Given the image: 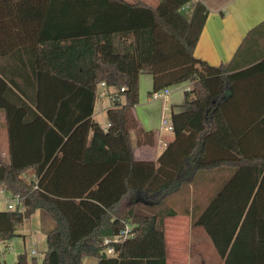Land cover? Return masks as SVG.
<instances>
[{
	"label": "trees",
	"instance_id": "16d2710c",
	"mask_svg": "<svg viewBox=\"0 0 264 264\" xmlns=\"http://www.w3.org/2000/svg\"><path fill=\"white\" fill-rule=\"evenodd\" d=\"M194 1L57 0L71 14L70 31L57 35L70 42L52 46L58 61L36 64L34 76L23 79L24 93L18 81L0 78L10 150L0 159V192L20 195L26 206L24 213L0 212V243L20 236L19 227L39 211L53 224L41 264H82L88 256L99 264H167L163 221L176 214L166 211L167 199L198 173L230 168L195 226L224 264H264V155L248 156L241 141L251 131L235 132L225 111L224 88L233 90L242 72L225 75L223 66L195 58L209 10L196 2L187 18L182 8ZM90 19L91 27L82 24ZM141 74L154 79L152 92L194 83L184 111L172 113L174 140L153 163L134 160L132 133L138 145L154 141L133 113ZM102 81L119 93L125 87L124 103L107 111V131L93 119ZM32 170L36 180L27 183L22 175ZM126 196L135 203L118 215ZM125 220L135 237L108 258L103 239L119 235ZM15 264L38 260L24 253Z\"/></svg>",
	"mask_w": 264,
	"mask_h": 264
},
{
	"label": "crops",
	"instance_id": "0c3cea01",
	"mask_svg": "<svg viewBox=\"0 0 264 264\" xmlns=\"http://www.w3.org/2000/svg\"><path fill=\"white\" fill-rule=\"evenodd\" d=\"M126 1L129 3L141 1L146 5L156 6L162 0ZM199 1L209 10V15L194 56L209 66H223L225 75L242 72L241 75L235 77L236 83L233 90L229 85L224 88V93L229 99L225 111L229 126L235 132L237 130L251 131L241 141L242 146L248 151V156L264 155V64L260 65L264 62V0H195L186 6L185 11H190L189 17L194 4ZM92 22L90 19L86 22L83 21L82 24L91 27ZM262 25L259 32L251 35V32ZM61 29L70 31L71 14L70 8L67 6L66 9L65 5L60 6L57 0H0V78L6 83L18 81L21 83L23 91L21 92L24 93L23 79L34 76L36 64L48 62L50 58H54L55 62L58 61L57 52L53 51L52 46H65L70 42L66 37L57 38V35L61 34L58 33L61 32ZM53 68L57 71L58 63H55ZM139 80L140 101L135 106L133 113L144 130L154 131V141L152 145H138L137 143L136 149L134 148V160L153 163L157 162L167 148L164 144L168 145L174 140V132L173 137L169 139L162 135V132H165L162 129V118L168 110L172 113L184 111L185 92L191 91L194 83L186 81L171 86L166 89L168 98L153 101L151 94L154 79L151 75L141 74ZM112 107V104L109 107H101L97 114L94 109L93 119L102 128L108 123L107 111ZM155 109L159 110L161 120L152 125L150 123ZM144 110L149 114L144 113ZM99 117H105L106 122L100 124ZM133 134L136 132L132 133V136ZM9 151L7 117L0 109V159L8 160ZM31 172L34 174L32 181H35V171ZM232 173L233 170L230 168L198 173L192 184L175 193L180 194L184 189L187 191L189 222L204 232L205 243L210 246L209 251L203 252L202 242L190 236V244L194 241V246L198 251L192 260L194 264H214L210 262L211 260H214L216 264H224L222 260L218 262L216 258L214 259L211 239L204 229L195 226V221L204 213L205 208ZM206 175H215L219 181L217 183L210 182V184L205 179ZM168 199L166 201L167 212L176 213L171 206L172 203H167ZM35 215L37 218L41 216L40 212ZM176 216H178L177 213L171 217ZM171 217H167V219ZM52 225H50V229ZM47 232H45L46 235ZM165 234L167 264L171 262L170 246L172 245L175 247L172 261L174 257V262L176 261L177 264H189L186 256H183L180 249L176 247L181 246L182 241L178 239L177 242L170 245L167 233ZM107 257L116 258L117 256L108 255ZM41 261L42 259L38 260V264H41ZM82 264H99V259L88 256Z\"/></svg>",
	"mask_w": 264,
	"mask_h": 264
},
{
	"label": "rangeland",
	"instance_id": "374dc122",
	"mask_svg": "<svg viewBox=\"0 0 264 264\" xmlns=\"http://www.w3.org/2000/svg\"><path fill=\"white\" fill-rule=\"evenodd\" d=\"M189 15H190V11L189 10L185 11V16L187 18L189 17ZM110 105L111 103L108 99L99 100L96 103L95 113L97 114L99 110L101 109V107H109ZM169 108H171V106H169ZM144 113L149 114L145 110H144ZM171 113L172 112L168 110V112L165 114V117L168 121L171 120ZM152 115L153 116H152L150 124L154 125L156 124V122H159L161 120V114L159 113L158 109L157 110L155 109ZM98 121L100 124H102L106 122V118L99 117ZM162 135H164L165 137L169 139L173 137V132H169V133L162 132ZM132 145L136 149V146H137L136 134H133L132 136ZM33 175H34L33 172L28 171L24 175H22V178L27 183H30L34 179ZM199 175L202 176L201 174ZM206 176L207 177H205V179H207L208 183L210 182L217 183L219 181V178L215 175H206ZM9 198H10L9 192H3V194H0V200H3V199L8 200ZM134 199L135 198H132V196H126L123 202L121 203V206L117 209L116 213L118 215H121L124 212L128 211L130 207L133 205V203H135L136 199L135 200ZM187 199H188L187 191H185V189L180 194L171 195L167 203L168 204L172 203L171 206L175 209L178 216L171 217L168 219L166 217L165 218L166 220L164 219L165 222L163 221V227L166 228V229L164 228V230H166L165 233H167L169 244L171 245L172 243H175V241L178 239L181 240L182 245L176 246L177 249H180L183 256L184 255L186 256L187 262L189 264H194L192 260L195 258L194 255H196L198 251L196 250V246H194L195 244L194 241L192 244H190V236L202 242L203 252L209 251L210 246L207 243H205L206 238H205L204 232L201 229L194 227L193 223L189 222V219H188L189 216L187 213L188 212L187 210L188 200ZM166 211H167V208H166ZM38 223L40 224V227ZM50 225H52L50 218L45 217L42 214L39 218H37L36 215H34L32 216L31 219L26 220L24 224L21 225L18 229V234L20 236H17L13 238L12 240H7V241L0 243L1 261L7 264H15L19 256L24 253L28 255L29 261H31L33 258H36L37 260H41L44 257V254L46 252L45 249L47 248L45 232H47L50 229ZM210 244H211V241H210ZM170 247H171L170 264H177L176 261L174 262V257L172 261V255H173L175 247H173V245ZM212 248H213L214 259L216 258L218 262H221V259L218 253L216 252L214 246H212ZM33 250L39 253L38 256L36 257L32 256L31 252ZM210 262H213L214 264H216L214 260H211Z\"/></svg>",
	"mask_w": 264,
	"mask_h": 264
},
{
	"label": "built area",
	"instance_id": "2783aa9c",
	"mask_svg": "<svg viewBox=\"0 0 264 264\" xmlns=\"http://www.w3.org/2000/svg\"><path fill=\"white\" fill-rule=\"evenodd\" d=\"M185 8L186 6L183 7L182 10H184ZM123 92H125V87L120 89V93ZM120 93L118 92L117 89L111 88L106 81H102L98 86L96 92V102H98L101 99H108L113 106H121L124 103L125 99L123 96L120 95ZM167 94H168L167 90L152 92L151 99L153 101L166 99L168 98ZM110 126L111 124L107 123V125L103 127V130L107 131L110 128ZM173 128L174 126L172 120L168 121L164 116L162 118V129L165 132H174ZM164 146L167 147L166 144H164ZM3 192H7V191L5 189H2L0 194H3ZM25 210H26L25 200L20 195L10 194V198L8 200L7 199L0 200V212L13 211V212L24 213ZM123 224L124 227L119 235L107 236L103 239L102 243L103 246L106 247V253L108 255H116L117 252L115 248L116 245H121L123 242L129 239H133L135 237V233L133 231L134 226L128 220L123 221ZM31 254L33 257H36L38 256L39 253L33 250Z\"/></svg>",
	"mask_w": 264,
	"mask_h": 264
}]
</instances>
